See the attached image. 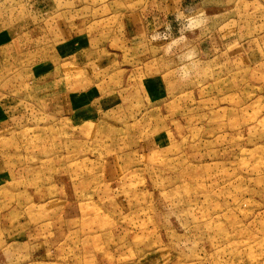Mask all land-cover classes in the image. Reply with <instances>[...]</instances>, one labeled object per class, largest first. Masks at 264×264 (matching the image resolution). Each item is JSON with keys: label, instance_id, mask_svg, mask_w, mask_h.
I'll use <instances>...</instances> for the list:
<instances>
[{"label": "rangeland", "instance_id": "374dc122", "mask_svg": "<svg viewBox=\"0 0 264 264\" xmlns=\"http://www.w3.org/2000/svg\"><path fill=\"white\" fill-rule=\"evenodd\" d=\"M6 25L0 264H264V0H0Z\"/></svg>", "mask_w": 264, "mask_h": 264}, {"label": "crops", "instance_id": "0c3cea01", "mask_svg": "<svg viewBox=\"0 0 264 264\" xmlns=\"http://www.w3.org/2000/svg\"><path fill=\"white\" fill-rule=\"evenodd\" d=\"M140 5H145V3L143 2ZM55 6L56 4H54V8ZM7 15L9 16V14ZM134 15L137 16V14L132 12V17ZM17 28L20 29V26ZM17 28L14 25L0 27V67L7 64L10 65L11 61H14L13 65H27L22 61L28 53L27 45L21 44L18 41L21 35H16ZM89 45L90 40L86 32L68 35L66 38L56 41L50 47L42 49L46 53H43V57L30 64V74L33 77L39 78L49 73L51 74L58 65H65V63L69 65L70 61L72 63H81L82 61L79 56L88 50ZM38 49L39 46L35 50L37 51ZM65 58H68V61H64ZM52 87H54L53 84ZM89 90L90 88L87 86L84 89L76 90V92H74V89H70L67 92L66 106H68L67 109L69 111L67 118L72 122H76V124L87 122L90 117L89 108L91 98ZM93 98L95 99V97ZM0 119H3V114L0 115Z\"/></svg>", "mask_w": 264, "mask_h": 264}]
</instances>
